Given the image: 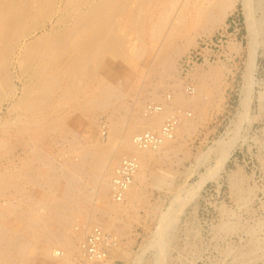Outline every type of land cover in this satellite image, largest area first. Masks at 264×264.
<instances>
[{"label":"bare ground","instance_id":"bare-ground-1","mask_svg":"<svg viewBox=\"0 0 264 264\" xmlns=\"http://www.w3.org/2000/svg\"><path fill=\"white\" fill-rule=\"evenodd\" d=\"M236 2L0 0V264H109L110 252L130 249L132 238L122 236L130 234L135 212L146 202L143 188L151 165L196 128L195 105L217 90L214 84L227 68L220 60L209 63V70L197 65L191 82L176 79L170 86L172 95L158 91L166 79L176 78L177 57L196 44L197 36L221 28ZM235 41L230 49L240 50ZM143 54L149 64L145 72L137 64ZM255 58L254 49L248 63L252 72ZM138 74L149 79L161 105L147 102L145 88L132 105L125 103ZM98 112L108 114L107 141L77 143L69 120L76 123L78 114L93 118ZM60 139L70 155L55 162L46 148ZM230 152L231 147L222 150L219 166ZM121 167L130 170V181H115ZM80 170L91 175V190L78 184ZM170 216L161 217L158 241L152 242L161 255L168 249ZM77 224L78 238L85 239L81 247L69 235ZM87 230L100 232L94 253L85 247ZM55 246L64 252L57 256ZM251 248L237 252L239 264H252L256 252ZM162 261L161 256L152 264Z\"/></svg>","mask_w":264,"mask_h":264},{"label":"rangeland","instance_id":"rangeland-1","mask_svg":"<svg viewBox=\"0 0 264 264\" xmlns=\"http://www.w3.org/2000/svg\"><path fill=\"white\" fill-rule=\"evenodd\" d=\"M235 4L221 28L217 27L210 35L197 36L196 44L177 57L176 78L166 79L158 91L162 97L172 95L170 86L176 79L187 84L191 82L197 65L209 70V63L219 64L220 60L227 68L225 76L214 84L216 95L212 93L206 97L208 101H201L202 107L195 105L192 123L196 128L185 136V142L176 151L151 165L152 172L143 188L146 202L141 203L135 212L130 236H122L123 240L131 237L133 243L128 247L129 251L123 248V251L112 250L109 264H152L161 256L165 261L162 264H239V253L249 251L251 246L256 252L255 258L258 256L257 260H251L252 264H264V99L261 98L264 93V0H237ZM234 41L240 50L230 49ZM252 49L256 53L254 72L248 67ZM140 59L137 64L141 65L143 72L149 70L145 55ZM136 79V83H132L135 92L131 89L125 98L127 105H132L144 88L147 102L157 98L151 93L149 79L140 80L139 74ZM152 102L161 105L156 99ZM7 108L5 105L2 116L7 113ZM79 115L76 123L69 120L77 143L94 139L105 143L110 131L108 114L98 112L93 118ZM65 144L60 139L46 148L55 157V162H61V157L67 153L70 155ZM225 147H231V152L225 164L219 166L220 154ZM73 157L77 162L79 157ZM82 173L80 170L77 176L78 184L87 188L92 186V189L93 185L88 182L91 175ZM204 178L201 187L200 182ZM30 188L36 196L35 186ZM88 189L91 190L90 187ZM4 200L1 198V202ZM166 215L175 220L171 219V224L165 229L168 237L164 241L168 249L161 255L152 242L158 241L156 231L161 217ZM92 224L91 228L97 226L95 222ZM73 227L69 229V235L73 243L81 247L85 239L78 238L80 225ZM89 230L85 231V238ZM55 248L57 256L64 252L60 246ZM139 256L141 261L137 259ZM244 262L241 261L242 264Z\"/></svg>","mask_w":264,"mask_h":264},{"label":"built area","instance_id":"built-area-1","mask_svg":"<svg viewBox=\"0 0 264 264\" xmlns=\"http://www.w3.org/2000/svg\"><path fill=\"white\" fill-rule=\"evenodd\" d=\"M150 135L149 133H146L145 136H148ZM127 174L129 175L130 174V170L129 169H123V167H121V172H120V175H119V178L116 179L115 181H130L128 180V176ZM97 239V241L100 239V232L98 231H92L88 238H87V245L85 246L86 248H88L87 252H91V253H94L96 251V249H98V247L96 248V244H93V240ZM96 242V241H94Z\"/></svg>","mask_w":264,"mask_h":264}]
</instances>
